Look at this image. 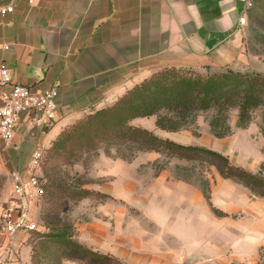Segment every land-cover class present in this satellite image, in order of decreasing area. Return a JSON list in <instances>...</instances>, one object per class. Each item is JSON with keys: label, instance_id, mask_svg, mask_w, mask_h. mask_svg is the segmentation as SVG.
I'll use <instances>...</instances> for the list:
<instances>
[{"label": "crops", "instance_id": "crops-1", "mask_svg": "<svg viewBox=\"0 0 264 264\" xmlns=\"http://www.w3.org/2000/svg\"><path fill=\"white\" fill-rule=\"evenodd\" d=\"M250 1L18 0L0 23V64L10 68L14 83L57 88V113L48 126L32 112L21 113L14 146L3 155L22 170L33 151L67 125L164 68H221L238 61L244 53L239 18ZM149 125L143 124L160 136L194 143L179 131ZM111 161L107 182L92 187L108 200L75 222L80 242L127 264H260L264 199L229 188L230 178L206 194L165 169L139 172L148 161ZM29 233L0 229V264H30Z\"/></svg>", "mask_w": 264, "mask_h": 264}, {"label": "trees", "instance_id": "trees-1", "mask_svg": "<svg viewBox=\"0 0 264 264\" xmlns=\"http://www.w3.org/2000/svg\"><path fill=\"white\" fill-rule=\"evenodd\" d=\"M181 71L182 68L167 67L153 73L112 105L80 119L59 134L46 159V176L41 184L44 202L41 219L47 230L38 236L37 244H32L33 264H64L66 260L83 264H127L80 242L72 225L60 217L66 198L84 197L88 192L78 182L64 179L60 175L62 166L78 158L80 153L96 149L100 142L133 144L138 150L207 160L217 166L223 177L238 179L252 192L264 196V177L231 162L223 152L164 138L130 123L136 117L155 114L159 128L178 131L186 128L198 114L213 111L210 121L213 133L224 137L230 133L227 119L231 109L237 110L240 127L248 125L256 109H263L264 121V72L227 68L207 76H193ZM262 132L264 135V126Z\"/></svg>", "mask_w": 264, "mask_h": 264}, {"label": "rangeland", "instance_id": "rangeland-1", "mask_svg": "<svg viewBox=\"0 0 264 264\" xmlns=\"http://www.w3.org/2000/svg\"><path fill=\"white\" fill-rule=\"evenodd\" d=\"M250 2L251 3L248 4L246 8V22L242 30L244 53L238 61L221 68L210 66L199 70L182 68V73L193 76H207L208 74L227 68L240 71L264 72V0H251ZM99 109H94L93 111L85 113L84 116L70 123L65 128L68 129L80 119L93 114ZM262 113V108L256 109L253 111L248 125L240 127L238 126L237 110L231 109L228 112L227 119V123L230 125V133L224 137H217L213 133L210 124L211 118L214 115L213 111L198 114L194 121L187 124L186 128L178 131L180 135H182V138L194 142L191 144L205 145L217 149L226 154L231 162L264 177V135L262 132L264 121ZM136 118H143V120L137 124L133 122ZM136 118L132 119L130 123L135 126L146 128L143 124L150 126L149 122H156L157 115L154 114ZM54 120L52 122H54ZM52 122L48 125H51ZM155 129H159L157 124ZM152 131L155 132V130ZM57 137L43 147L44 154L39 169L40 184L43 183L42 179H45L46 176L45 165L47 155ZM144 151L146 150H138V146L133 144L117 145L109 142H100L96 149L82 152L78 158H74L70 163L64 164L60 175L66 180L69 179L70 182H78V186L82 185L88 192H86V196L84 197L66 198L61 208L60 217L69 222L75 231V222L79 218H86L93 213L95 206L108 200L107 194H100L99 192L101 191L92 187L96 184L107 182L105 173L109 170L112 159L122 158L125 160L139 159L148 161V164H141L137 170L139 172H156L160 171V169H165L170 171L174 176L196 182L206 194L210 192L212 184L217 183L223 177L217 166L207 160H190L178 156H171L166 152L155 150L154 153L145 156L146 154ZM150 162H152V164ZM14 169H18V166H14L10 163L9 156H0V229H2L1 213L12 193L11 173ZM230 179L229 188L235 190L236 188H242L244 191L252 192L242 181L234 178ZM254 195L264 199V196L261 194L254 193ZM43 203L41 192L36 212V218L39 221L40 229L28 234L27 240L30 244H37L36 241L38 240V236L47 230L44 221L41 219V212L44 207ZM30 264H33L32 259ZM42 264H46V262H42ZM260 264H264V245L261 249Z\"/></svg>", "mask_w": 264, "mask_h": 264}, {"label": "built area", "instance_id": "built-area-1", "mask_svg": "<svg viewBox=\"0 0 264 264\" xmlns=\"http://www.w3.org/2000/svg\"><path fill=\"white\" fill-rule=\"evenodd\" d=\"M17 1L0 0V23L4 16L15 10ZM245 22L246 15L242 14L239 23L242 25ZM57 95L55 87L37 91L25 84L14 83L10 68L0 64V156L14 146L21 113H34L35 121L42 125L55 119ZM43 154L44 148H37L22 170L14 169L11 173L12 193L1 213L2 229L7 235L40 229L33 207L39 203L42 192L39 169Z\"/></svg>", "mask_w": 264, "mask_h": 264}]
</instances>
